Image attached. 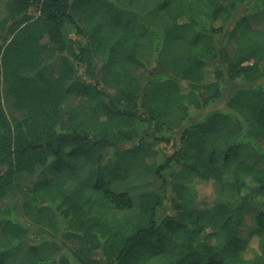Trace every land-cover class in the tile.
Masks as SVG:
<instances>
[{"label": "trees", "instance_id": "16d2710c", "mask_svg": "<svg viewBox=\"0 0 264 264\" xmlns=\"http://www.w3.org/2000/svg\"><path fill=\"white\" fill-rule=\"evenodd\" d=\"M4 4L0 264H264V0Z\"/></svg>", "mask_w": 264, "mask_h": 264}, {"label": "rangeland", "instance_id": "374dc122", "mask_svg": "<svg viewBox=\"0 0 264 264\" xmlns=\"http://www.w3.org/2000/svg\"><path fill=\"white\" fill-rule=\"evenodd\" d=\"M4 2H5V0H0V16H3L4 14H5V8H4V6H5V4H4ZM248 17H249V19L250 20H252L254 23H257V17L256 16H254L253 15V13L252 14H249L248 15ZM53 67H54V69H57V65H53ZM133 72H134V74L135 75H137V76H139V77H141V78H144L145 77V70L143 69V68H135L134 70H133ZM9 97V96H8ZM7 101L9 102V103H12V101H11V99L9 98V99H7ZM7 101H6V103H7ZM223 105V102L220 104V106H222ZM7 106H8V103H7ZM8 110H9V112H11L12 114H14V115H16V116H19V115H22V113L21 112H19V111H17L16 109H13V108H8ZM244 153H245V155L246 156H249V154H248V152H246V151H244ZM243 153V154H244ZM138 162V161H137ZM138 166H139V173L143 170V168H142V166L139 164V162H138ZM71 172V171H70ZM70 174V173H69ZM75 174H79V175H85V173H83L81 170H78ZM104 177L105 178H107V179H111V181H113L114 179H115V177L114 176H112V175H110V174H108V173H106L105 175H104ZM146 181L148 182V179L149 178H147L146 177ZM123 183H124V180H114V185L116 186V187H119V188H122L123 187ZM127 184L128 185H130V182L128 181L127 183H126V187H128L127 186ZM155 184H156V181L154 180V179H150V183H149V186L150 187H154L155 186ZM124 185H125V183H124ZM198 188H199V196H200V200H203V201H205V203L207 204V205H210L211 204V202H212V200H213V198H214V189H213V186H212V184H210V183H204V184H199L198 185ZM3 205L0 203V207H2ZM137 246V245H136Z\"/></svg>", "mask_w": 264, "mask_h": 264}]
</instances>
